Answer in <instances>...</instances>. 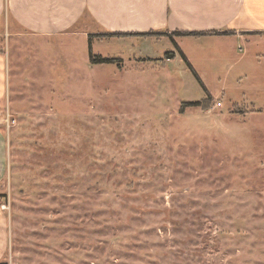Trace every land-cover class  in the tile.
I'll return each mask as SVG.
<instances>
[{
	"label": "rangeland",
	"instance_id": "374dc122",
	"mask_svg": "<svg viewBox=\"0 0 264 264\" xmlns=\"http://www.w3.org/2000/svg\"><path fill=\"white\" fill-rule=\"evenodd\" d=\"M214 44L98 38L93 55L116 60L101 65L81 39L57 54L22 107L34 116L3 124L0 264H264L256 50L242 67Z\"/></svg>",
	"mask_w": 264,
	"mask_h": 264
},
{
	"label": "crops",
	"instance_id": "0c3cea01",
	"mask_svg": "<svg viewBox=\"0 0 264 264\" xmlns=\"http://www.w3.org/2000/svg\"><path fill=\"white\" fill-rule=\"evenodd\" d=\"M115 35L124 37H111ZM98 38H174L180 51V41L207 39L215 41L217 58L238 59L242 67L254 49L252 64L264 88V0H0V195L7 175L5 118L9 114L19 122L33 117L22 107L35 101L36 84H53L48 76L54 74L57 54L70 59L73 41L92 45ZM245 113L264 117V109ZM7 250L8 220L0 207V260Z\"/></svg>",
	"mask_w": 264,
	"mask_h": 264
},
{
	"label": "trees",
	"instance_id": "16d2710c",
	"mask_svg": "<svg viewBox=\"0 0 264 264\" xmlns=\"http://www.w3.org/2000/svg\"><path fill=\"white\" fill-rule=\"evenodd\" d=\"M180 36H202L204 34H178ZM111 37H124L122 35H115V36H111ZM172 40V42L174 43V45L178 48L177 44L174 42V38H170ZM179 49V48H178ZM181 52V51H180ZM181 54L183 55V53L181 52ZM168 57V59L170 60L171 58H174L175 57V54L174 53H168L166 55ZM90 57L92 59V61L95 63V64H112V63H115L116 60L115 59H107V58H101V57H98L96 58L93 53H92V45L90 43ZM185 58V57H184ZM186 62L188 63V65L190 66V68L192 69L195 77L200 81V83L203 85V83L201 82L199 76L195 73V71L193 70V68L191 67V65L189 64V62L186 60ZM203 87L205 88V86L203 85ZM205 91L207 92V89L205 88ZM208 93V92H207ZM212 100V97L211 96H208V99L204 102H210ZM200 103L202 102H198V103H188L186 105H184L182 107V112H184L188 107H200Z\"/></svg>",
	"mask_w": 264,
	"mask_h": 264
},
{
	"label": "built area",
	"instance_id": "2783aa9c",
	"mask_svg": "<svg viewBox=\"0 0 264 264\" xmlns=\"http://www.w3.org/2000/svg\"><path fill=\"white\" fill-rule=\"evenodd\" d=\"M218 106L220 107L221 104L219 103ZM12 123H15V122L12 120L11 116L8 114L7 117L5 118L3 124L6 126L7 129H9V128H11Z\"/></svg>",
	"mask_w": 264,
	"mask_h": 264
}]
</instances>
